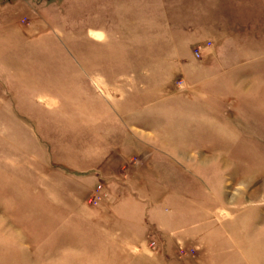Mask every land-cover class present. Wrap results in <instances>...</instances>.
<instances>
[{
	"label": "rangeland",
	"instance_id": "rangeland-1",
	"mask_svg": "<svg viewBox=\"0 0 264 264\" xmlns=\"http://www.w3.org/2000/svg\"><path fill=\"white\" fill-rule=\"evenodd\" d=\"M0 264H264V0H0Z\"/></svg>",
	"mask_w": 264,
	"mask_h": 264
},
{
	"label": "crops",
	"instance_id": "crops-1",
	"mask_svg": "<svg viewBox=\"0 0 264 264\" xmlns=\"http://www.w3.org/2000/svg\"><path fill=\"white\" fill-rule=\"evenodd\" d=\"M162 6H164V5H162Z\"/></svg>",
	"mask_w": 264,
	"mask_h": 264
}]
</instances>
